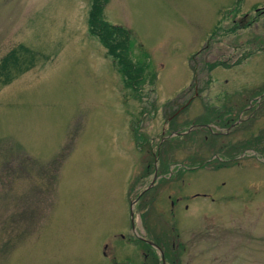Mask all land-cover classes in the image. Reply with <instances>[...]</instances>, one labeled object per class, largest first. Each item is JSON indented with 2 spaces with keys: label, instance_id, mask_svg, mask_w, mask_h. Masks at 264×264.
Returning <instances> with one entry per match:
<instances>
[{
  "label": "rangeland",
  "instance_id": "rangeland-1",
  "mask_svg": "<svg viewBox=\"0 0 264 264\" xmlns=\"http://www.w3.org/2000/svg\"><path fill=\"white\" fill-rule=\"evenodd\" d=\"M89 4L0 0V264H264V0H107L135 89Z\"/></svg>",
  "mask_w": 264,
  "mask_h": 264
},
{
  "label": "trees",
  "instance_id": "trees-1",
  "mask_svg": "<svg viewBox=\"0 0 264 264\" xmlns=\"http://www.w3.org/2000/svg\"><path fill=\"white\" fill-rule=\"evenodd\" d=\"M106 3L107 0H90L86 29L89 34L97 38L109 55L116 58V63L128 85L137 88L142 82L144 67L140 63L135 64L130 58V31L110 24L103 18V8Z\"/></svg>",
  "mask_w": 264,
  "mask_h": 264
},
{
  "label": "flooded vegetation",
  "instance_id": "flooded-vegetation-1",
  "mask_svg": "<svg viewBox=\"0 0 264 264\" xmlns=\"http://www.w3.org/2000/svg\"><path fill=\"white\" fill-rule=\"evenodd\" d=\"M227 123V121L225 122V124ZM224 124V125H225ZM233 127V123L231 122L230 124H228V126L225 128L226 131H229L231 128ZM148 173V170L144 173V174H147ZM143 177V176H142ZM154 177V175H153ZM153 181H149L147 186H150L152 184ZM151 183V184H150ZM143 190V189H142ZM142 190L139 191V193L136 195L139 196L141 193H142ZM140 239L142 240V236L140 237ZM149 240V239H148ZM160 240L157 239L156 237L154 238V240H149V242H152V244L154 245V247L152 245H150L149 243L148 246H150L151 248H153L155 250V252L157 251L158 252V249H160L161 253L159 252V261L160 263L163 261L164 263V257H163V254L165 253L164 250H165V243H161L159 242ZM173 245H174V242H171V248H173ZM135 250H137L138 254L141 255L143 258H145L146 256L150 255V257H147V258H150V259H156L155 256H154V252L153 253H146L144 252L143 248L142 247H138L136 246L135 247ZM163 251V252H162ZM103 254L105 255V253L103 252ZM165 255H167V253H165ZM168 256V255H167ZM167 258V257H166ZM158 262V261H157Z\"/></svg>",
  "mask_w": 264,
  "mask_h": 264
},
{
  "label": "water",
  "instance_id": "water-1",
  "mask_svg": "<svg viewBox=\"0 0 264 264\" xmlns=\"http://www.w3.org/2000/svg\"><path fill=\"white\" fill-rule=\"evenodd\" d=\"M133 201H134V200H132V201L130 202V215H132L131 205H132V202H133ZM162 264H164L163 261H162Z\"/></svg>",
  "mask_w": 264,
  "mask_h": 264
}]
</instances>
